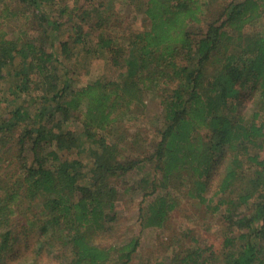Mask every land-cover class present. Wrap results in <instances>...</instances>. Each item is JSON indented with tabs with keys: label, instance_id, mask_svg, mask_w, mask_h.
I'll return each mask as SVG.
<instances>
[{
	"label": "trees",
	"instance_id": "trees-1",
	"mask_svg": "<svg viewBox=\"0 0 264 264\" xmlns=\"http://www.w3.org/2000/svg\"><path fill=\"white\" fill-rule=\"evenodd\" d=\"M10 1L37 10L43 18L40 24L49 20L41 7L54 3ZM205 5L199 0H147L148 28L130 34L127 49L111 36L87 43L82 32L86 20L72 11L83 23L65 28L61 59L43 43L0 41V84L11 81L6 98L0 99V157L11 144L17 149L15 157L23 160L18 179L10 186L0 181V256L14 246L18 226L21 233L46 234L50 249L68 254V264H109L108 252L91 244L95 232L105 231L116 219L118 192L107 179L120 178L140 163L121 158L119 142L109 143L103 133L111 123L123 121V106L142 104L143 96L154 90L160 94L164 125L146 161H155L154 176L159 172L162 177L161 183L140 181L147 185L140 188L144 194L151 196L171 174L181 173L189 181L188 195L208 203L206 178L216 154L230 152L213 206L226 224L223 260L211 247H197L169 264H264V122L259 121L264 116V30L255 25L264 2L234 0L224 8L221 21L209 23L192 39L189 25L201 22ZM101 9V4L94 9L97 17ZM55 25L47 23L41 36ZM251 27V35L244 36ZM81 48L108 55L113 66L125 69L127 81L76 87L60 65L71 56L80 58ZM211 66L215 70L208 72ZM247 83L255 101L251 120L224 115L226 103L240 99ZM81 104V126L72 131L69 122ZM201 132L214 142L206 143ZM108 136L113 139L110 132ZM173 208L157 199L148 209L150 225L160 226ZM136 247L132 242L125 245L119 264H129Z\"/></svg>",
	"mask_w": 264,
	"mask_h": 264
},
{
	"label": "rangeland",
	"instance_id": "rangeland-1",
	"mask_svg": "<svg viewBox=\"0 0 264 264\" xmlns=\"http://www.w3.org/2000/svg\"><path fill=\"white\" fill-rule=\"evenodd\" d=\"M199 1L204 5L207 4L206 11L199 24L190 23L189 32L193 34L192 39L204 32L209 23L221 21L224 8L234 2V0ZM258 1L264 2V0ZM146 2L147 0H54L50 6L41 7V13L49 20L40 24L43 18L39 16L37 10H29L10 0H4L0 3V41L14 40L18 46L33 42L43 43L47 52H53L55 57L61 59L59 42L67 38V33L66 35L64 33L65 28L76 27L83 23L81 20L83 18L86 23L82 32L87 43L96 42L99 39L98 36L103 38L111 36L119 40L116 44L123 48L130 34L148 28L149 21L144 15ZM100 4L102 9L98 12L101 17H97L94 9H97ZM62 10L65 11L62 12ZM71 11L76 12L81 18L70 14ZM259 21L255 24L256 29L264 30V12ZM49 22H56V25L43 38L40 33ZM250 31L254 29L251 27L243 35H251ZM125 44L127 49V42ZM78 52L80 58L71 56L70 59H64L65 65H60V71L69 72L76 87L80 88L94 82L127 81L125 69L113 66L108 55H92V51L86 48H81ZM207 69L208 72L215 70L212 66ZM10 87V80L0 84V99L6 98ZM251 88L252 85L247 83L240 90L241 98L226 103L223 114L230 117L240 116L245 122L250 121L255 112ZM160 104V94L150 90L143 96L142 104L136 105L137 107L133 104L123 106L122 110L124 109L125 113L123 121L111 123L108 130L103 133L109 143L119 142L118 147L121 150H118L121 158L140 164H136L133 170L120 178L107 179L108 185L118 192L114 212L116 219L115 222L106 225L105 231L103 229L101 232H95L91 244L108 252L109 264H119L124 259L126 253L122 251V248L130 242L137 244V247L129 264H169L170 259L197 247H211L210 250L222 261V240L226 224L213 210V206L217 200L214 194L218 182L230 158V152L227 149L217 152L215 167L206 178L205 197L208 203H200L188 195L189 181H186L185 174L181 173L171 174L169 179L157 187L151 196H147L140 190L147 186L140 184L143 179H147L150 183L152 181L161 183V173L157 172L155 176L153 173L156 162L146 161L155 151L164 125ZM0 108H2L1 103ZM84 111L85 105L81 104L78 112L69 122L70 130L79 129ZM259 121L264 122V116H260ZM109 132L113 139L108 136ZM199 134L206 143L211 145L214 142L209 133ZM194 136L198 137V133ZM6 149V154L0 157V181L3 185L10 186L22 174L23 160L15 157L17 149H14L11 144L6 145ZM246 172L250 173L251 170ZM159 198L167 200L174 208L167 213L160 226H153L150 225L152 221L148 209ZM34 207L37 209L39 205L35 203ZM15 230L18 234L17 241L9 253L0 256V264H68V254L55 253V248L50 249L49 244L46 243L48 240L46 234L38 231L21 233V228L18 226ZM38 247L42 249L41 253L37 252ZM50 251L53 252L50 253Z\"/></svg>",
	"mask_w": 264,
	"mask_h": 264
}]
</instances>
